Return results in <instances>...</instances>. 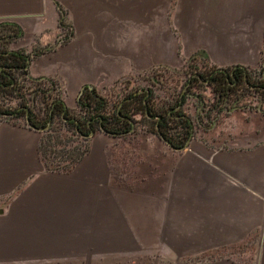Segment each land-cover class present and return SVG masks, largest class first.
<instances>
[{
    "label": "crops",
    "instance_id": "0c3cea01",
    "mask_svg": "<svg viewBox=\"0 0 264 264\" xmlns=\"http://www.w3.org/2000/svg\"><path fill=\"white\" fill-rule=\"evenodd\" d=\"M0 24L19 28L11 50L38 48L28 77H52L75 109L85 84L98 91L195 57L257 66L264 0H0ZM42 133L0 120V264H111L129 252L264 264V141L173 148L159 137L167 146L125 150L98 129L62 170L42 162ZM251 235V253H215Z\"/></svg>",
    "mask_w": 264,
    "mask_h": 264
},
{
    "label": "rangeland",
    "instance_id": "374dc122",
    "mask_svg": "<svg viewBox=\"0 0 264 264\" xmlns=\"http://www.w3.org/2000/svg\"><path fill=\"white\" fill-rule=\"evenodd\" d=\"M5 25H2L3 27L0 28V46L10 49V47L18 45L19 41L13 40L16 35H14L12 27ZM25 49L26 46L24 45L16 47V50L29 52L32 55L38 51V48H31L28 51ZM261 57H264V38ZM260 65L261 62L255 67L246 68L250 78L254 76L253 73L257 74L261 72ZM210 66L215 65L208 64L201 57H195L186 60L182 65L177 67L161 66L151 68L130 78H123L113 84L102 86L101 88L98 87V92L106 98L108 109L115 107L119 100L127 93L141 88L150 89V101L153 107L163 106L167 107L165 110L171 111L174 108L171 107V104L180 102L178 110L189 118L192 125L190 134L184 139V143H187L185 146L209 145L217 147L264 141V93L258 94L252 90H244L242 87H238L233 94L229 95L228 101L224 105L225 108H229L223 110L222 106H220L222 103L218 101L217 92L213 90V85L208 81ZM1 70H5V67L0 65ZM196 73L200 77L198 81L193 79ZM13 75L16 78L17 85H21L17 90L19 92L18 96H3L0 99L2 105L14 106L21 98L25 101V105L30 106L34 112L38 114L43 112L41 114L43 116L46 103L45 101H41L37 92L35 93L33 81L30 80L27 74H20L18 71H13ZM131 115L133 122L130 126L131 130L127 134H109L112 138L117 139L113 145L114 147L133 150L143 145L157 146L159 144L167 146L156 132L152 131L153 120L141 117L139 112ZM17 121L22 122V118H19ZM166 126L167 131L173 136L181 133L180 126L175 124L173 120H168ZM47 128L50 132V141L51 143L53 142L52 146L54 148L68 150L76 145H78L79 149L83 147L87 148L89 137H83L75 132H71L57 116H53ZM43 131L45 133L46 129ZM67 160L69 158L64 153L61 156H55L53 164L61 165ZM255 239V236H248L243 241L215 253L233 252L244 256L251 253ZM201 257L206 256L203 255ZM199 258L200 256L197 259ZM108 262L109 260H107ZM97 263L101 264L103 262L97 261ZM110 263L177 264L154 258L153 253L150 252L142 254L129 252L128 257H126V254L114 255Z\"/></svg>",
    "mask_w": 264,
    "mask_h": 264
},
{
    "label": "trees",
    "instance_id": "16d2710c",
    "mask_svg": "<svg viewBox=\"0 0 264 264\" xmlns=\"http://www.w3.org/2000/svg\"><path fill=\"white\" fill-rule=\"evenodd\" d=\"M2 25L4 24H0V28L3 27ZM59 25L64 27L61 18ZM5 26H11L14 35H18L19 28L16 25L6 24ZM29 56V52L11 50L5 46H0V65L5 67V70L0 71V99L3 96H18L17 90L21 85H17L13 71L26 74L25 65ZM260 67L263 69V74L250 78L246 71L247 67L239 65L210 66L208 81L213 85V90L217 92L218 100L221 101H228L229 95L233 94L238 87H242L244 90H252L258 94L264 93V59ZM29 78L33 81L35 93L37 92L41 101L46 103L43 116H41L43 112L41 114L34 112L20 98L14 106H3L0 102V120L17 122L19 118H22V121L26 123L25 118L27 117L28 123L32 126L43 128L48 121L51 122L53 116H57L68 130L81 136L87 135L91 130L94 131L99 127L102 128L103 132L110 135H123L130 129L133 122L131 114L139 112L141 117L153 120L152 131L156 132L157 128L160 134L175 148L181 147L185 137L191 132L192 125L189 118L178 110L177 104L180 102L171 104V107H174L171 111L165 110L167 107L163 106L153 107L150 101V89L139 92L131 91L122 97L115 107L108 109L106 98L99 94L94 87L85 84L77 93L75 109H70L63 105L57 94L51 92L49 85H53L55 82L52 77ZM39 78L48 80L47 86H43L44 83L39 81ZM193 79L198 81L200 77L196 73ZM168 120H173L175 124L180 126V134L173 136L167 131L166 123ZM50 140V132L46 128V132L43 131L39 139L38 150L44 165L51 169H69L86 151V147L79 149L78 145L68 150L54 148L53 142L51 143ZM64 153L69 160L61 165L53 164V158Z\"/></svg>",
    "mask_w": 264,
    "mask_h": 264
},
{
    "label": "built area",
    "instance_id": "2783aa9c",
    "mask_svg": "<svg viewBox=\"0 0 264 264\" xmlns=\"http://www.w3.org/2000/svg\"><path fill=\"white\" fill-rule=\"evenodd\" d=\"M67 36H68V34H65V33L63 34V36L60 35L58 38V41L67 38ZM260 74H263V69L261 70V72H258L257 74L253 73V75L255 77H258ZM38 80L42 81L44 83L43 86H47L48 80H44V78H39ZM49 86H50L51 92L60 96L61 86L56 81L53 83V85H49ZM218 101H220V103H222L220 106H222L223 110H227L229 108V107H226V108L224 107L226 101H221V100H218Z\"/></svg>",
    "mask_w": 264,
    "mask_h": 264
},
{
    "label": "water",
    "instance_id": "95a60500",
    "mask_svg": "<svg viewBox=\"0 0 264 264\" xmlns=\"http://www.w3.org/2000/svg\"><path fill=\"white\" fill-rule=\"evenodd\" d=\"M264 59V58H263ZM263 59H262V61H261V64H263ZM27 63H28V59H27ZM27 63H26V65H25V67L27 66ZM82 87V86H81ZM142 90H144V91H147V89L146 88H141V89H139V90H137V91H142ZM180 106V103L179 104H177V107H179ZM156 118H158V116H156ZM25 121H26V124L29 126V127H32V128H35V129H38V130H45L46 128H47V126H48V124H49V121L46 123V125L43 127V128H36V127H34V126H32L30 123H28V119H27V117L25 118ZM99 129L100 130H102V128L101 127H99ZM131 130V127H130V129L127 131V132H129ZM92 133H93V131L91 130L87 135H82L83 137H89L90 135H92ZM126 133V132H125ZM156 133L158 134V136L164 141V142H166L170 147H172L171 145H170V143L160 134V132H159V130L156 128ZM187 143L185 142L184 143V145L183 146H185ZM182 146V147H183ZM173 148H175V147H173ZM179 148H181V147H179Z\"/></svg>",
    "mask_w": 264,
    "mask_h": 264
},
{
    "label": "flooded vegetation",
    "instance_id": "af4514ba",
    "mask_svg": "<svg viewBox=\"0 0 264 264\" xmlns=\"http://www.w3.org/2000/svg\"><path fill=\"white\" fill-rule=\"evenodd\" d=\"M263 58H264V57H263ZM263 58H262V59H263ZM142 91H144V90H142Z\"/></svg>",
    "mask_w": 264,
    "mask_h": 264
}]
</instances>
